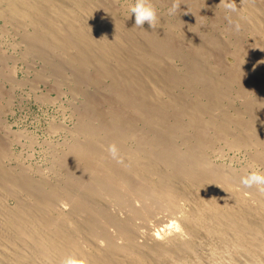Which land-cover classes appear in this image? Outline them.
<instances>
[{
  "label": "bare ground",
  "instance_id": "bare-ground-1",
  "mask_svg": "<svg viewBox=\"0 0 264 264\" xmlns=\"http://www.w3.org/2000/svg\"><path fill=\"white\" fill-rule=\"evenodd\" d=\"M111 2L0 0L26 57L97 90L81 91L55 176L5 168L13 153L0 140V264H264V194L240 184L254 165L264 172V0H235L238 13L151 0L155 29ZM226 149L249 164L219 162Z\"/></svg>",
  "mask_w": 264,
  "mask_h": 264
},
{
  "label": "rangeland",
  "instance_id": "rangeland-1",
  "mask_svg": "<svg viewBox=\"0 0 264 264\" xmlns=\"http://www.w3.org/2000/svg\"><path fill=\"white\" fill-rule=\"evenodd\" d=\"M99 1L103 3L112 1L111 3L113 4V8L117 10L120 16L122 15V18L130 15L129 9L135 3V0H131V3L129 0ZM126 4L129 5V8ZM0 6V9H2L3 6ZM124 13L125 15H123ZM15 28V23L8 21L6 17L0 16V53H2V55H0V57L2 56L0 59H2L3 56H5L6 59H2V67L0 64V69L6 65L4 70H1L5 72V75L3 76H9V72L11 73L10 79L5 77L0 79V140H3V143L11 146H7V148L8 150L11 148L12 150H10V152L16 156L15 157L12 155V161H6L4 164L2 163V166L4 165V167L6 166L5 168L8 167L7 169H13L12 171H16L19 170L20 166L25 167L27 165L30 166L27 167V169L31 170L32 175H35L37 171L41 170V168H43L44 171L51 170L50 173L54 175L53 172L55 171H53V168L51 169L50 167L51 163L54 164V162L51 160H54V155L60 152L58 151V148L62 147L61 149H64L63 146L65 147V145L63 143L67 144L71 140L72 134H68L67 130L72 132L73 128L75 127L74 125L77 123V115L74 111L76 107H78L81 102L85 100V96L81 94L86 92L88 94H94L97 92V90L91 86H89V88L88 86L85 88L86 85H81L79 82V84L75 82V84H77L75 85L69 80H64V78L71 76V72L69 70L68 72L66 70L67 73L65 72V75L67 74L68 76H64L62 79L57 75L52 74L51 70L47 68L46 64H44L45 62L42 61V59H38V57L34 56H30V58L26 57L25 53H27L26 50L28 49L27 44L23 42V31H19L17 28ZM27 31L31 32L32 28L28 27ZM25 57L29 59L27 60ZM36 74H41L37 75V77H42L43 74L42 79L44 78V80L41 81V77L40 79L36 78ZM51 74L55 76L50 77ZM56 77H58V79H56ZM47 78L49 79L48 81L46 80ZM61 80H64L67 83L64 81V83H62ZM74 87H76L79 91H77ZM81 91H83V93H81ZM7 133H9L10 136L9 138L7 137L8 139L13 138L12 141L10 140L11 142L7 140V138H4L8 136ZM12 135L17 136L12 137ZM52 146H54V149ZM222 157L223 158H221L219 162L227 165L231 164V167L236 169L244 168L249 164L248 162L250 160V154L243 149L232 151L226 149ZM16 158L18 159L17 161ZM16 162H20V166L19 164L17 166ZM47 166H49L50 169ZM52 167H54V170H56V166L53 165ZM37 168L39 169L37 170ZM261 168L262 167L259 165H254L249 169V172H262ZM11 199L12 198L5 199V204L8 202L6 205L9 204V207L16 204V201ZM2 263L9 264V261H1V264Z\"/></svg>",
  "mask_w": 264,
  "mask_h": 264
},
{
  "label": "clouds",
  "instance_id": "clouds-1",
  "mask_svg": "<svg viewBox=\"0 0 264 264\" xmlns=\"http://www.w3.org/2000/svg\"><path fill=\"white\" fill-rule=\"evenodd\" d=\"M179 5V3L174 2L169 9V14H176ZM219 6H222L227 13H238L240 10L237 7L235 0H221L217 7ZM129 12V17L132 14L135 16V26L137 28H142L145 22H147L153 29L156 28L158 19L157 10L151 0H135V3L129 9ZM229 23L236 31L240 30L239 23L233 24L232 21H229ZM107 152L111 159L117 164L124 163V157L120 154V149L115 143L108 145ZM240 184L245 189L254 188L257 192L264 194V172L250 171L240 178ZM60 264H86V262L83 258L77 257L75 254H68L61 259Z\"/></svg>",
  "mask_w": 264,
  "mask_h": 264
}]
</instances>
